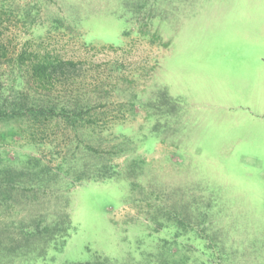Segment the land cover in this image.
I'll return each instance as SVG.
<instances>
[{
    "label": "rangeland",
    "instance_id": "rangeland-1",
    "mask_svg": "<svg viewBox=\"0 0 264 264\" xmlns=\"http://www.w3.org/2000/svg\"><path fill=\"white\" fill-rule=\"evenodd\" d=\"M28 40L86 55L106 76L119 60L137 72L128 89L137 99L120 112L111 105L99 115L109 127L92 135L122 149L102 159L119 173L65 191V245L21 264H264V0H0V95L30 91L26 68L12 62ZM130 40L129 53L110 48ZM65 129L44 131L59 144ZM32 131L23 119L0 122V168L49 162L55 144ZM17 193L0 207L14 235L37 215Z\"/></svg>",
    "mask_w": 264,
    "mask_h": 264
},
{
    "label": "trees",
    "instance_id": "trees-1",
    "mask_svg": "<svg viewBox=\"0 0 264 264\" xmlns=\"http://www.w3.org/2000/svg\"><path fill=\"white\" fill-rule=\"evenodd\" d=\"M51 26L64 27L60 19H54ZM129 34V31L124 33ZM135 45L136 42L130 40L125 47L110 45V48L124 54ZM5 50V44L0 42V68L4 64L1 57L7 56ZM12 62L26 68L30 91L16 90L13 98L0 95V122L26 120L37 130L31 135H41L36 142L55 145L49 162L31 157L27 161L28 167L19 170L0 168V207L11 203L17 191L25 194L23 199L27 204L37 206V215H31L33 217L21 225L16 235L2 230L0 226V264L38 261L44 259L51 249L65 245L72 227L70 201L65 197V191L82 180H101L119 173L105 165L102 159L105 154L122 149L105 147L102 145L104 139L92 136L103 133L109 127L100 123L99 115L110 114L113 104H118L116 111L120 112L123 108L134 106L137 99V94L128 93L136 81L137 72L133 71V75L129 76L127 68L119 60L111 62L108 75L115 73V82L108 80L104 70L99 71L101 63L86 55L65 57L30 40L26 41L23 50L16 53ZM117 83L125 85L120 87ZM115 93L121 99L114 100ZM122 96H125L123 100ZM115 116L119 120L125 119L124 114ZM61 122L66 128L64 137H67L57 144L46 135L44 128ZM88 158L98 159V162L95 166H88ZM53 163L55 167L51 165ZM61 176L64 179L68 176L67 185H52ZM78 264L111 263L107 258L98 257Z\"/></svg>",
    "mask_w": 264,
    "mask_h": 264
}]
</instances>
